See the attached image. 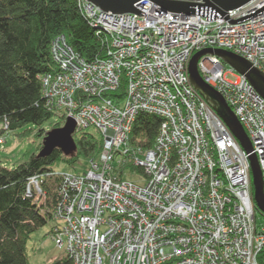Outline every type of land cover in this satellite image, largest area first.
<instances>
[{
  "label": "built area",
  "instance_id": "obj_1",
  "mask_svg": "<svg viewBox=\"0 0 264 264\" xmlns=\"http://www.w3.org/2000/svg\"><path fill=\"white\" fill-rule=\"evenodd\" d=\"M80 5L96 34L110 38L108 56L86 61L59 35L50 47L56 70L40 79L48 103L54 99L77 127L96 129L103 151L81 174L56 173V246L70 264H259L264 223L256 216L249 155L191 85L188 65L194 51L216 47L264 73V11L229 24L163 12L147 0L138 5L145 16ZM263 5L251 0L226 12L238 19ZM226 66L214 55L197 64L244 128L264 177V98ZM122 80L119 103L123 98L107 94ZM139 112L162 119L152 149L128 145ZM131 163L141 168L143 185L122 178ZM33 192L41 194L35 177L26 185V194Z\"/></svg>",
  "mask_w": 264,
  "mask_h": 264
},
{
  "label": "trees",
  "instance_id": "obj_2",
  "mask_svg": "<svg viewBox=\"0 0 264 264\" xmlns=\"http://www.w3.org/2000/svg\"><path fill=\"white\" fill-rule=\"evenodd\" d=\"M81 0H0V140L5 133L29 126L25 133L38 129L44 137L45 123L58 114L46 105L42 94L41 76L56 70L50 47L55 37L64 35L68 45L86 61L104 57V37L96 34L81 10ZM125 82L109 93L122 99ZM115 100V102L117 101ZM61 121L52 124L60 127ZM162 119L139 112L132 124L128 145L148 150L155 145ZM7 126L6 128L4 126ZM77 128L73 134L76 151L70 156L55 149L47 157H38L42 142L28 161L14 168L0 165V264H29L27 241L31 234L52 221L58 205L60 178L52 169L58 162L74 165L80 159L90 161L103 151L102 137ZM1 145V143H0ZM132 170L141 172L132 163ZM38 178L41 194H26L30 178ZM264 223V222H263ZM56 257L51 264H70L69 256ZM264 264V249L258 257Z\"/></svg>",
  "mask_w": 264,
  "mask_h": 264
},
{
  "label": "water",
  "instance_id": "obj_3",
  "mask_svg": "<svg viewBox=\"0 0 264 264\" xmlns=\"http://www.w3.org/2000/svg\"><path fill=\"white\" fill-rule=\"evenodd\" d=\"M95 6L102 13L112 15L134 13L145 16L146 13L138 9V5L145 0H85ZM152 2L163 12L183 15L205 16L207 21L215 20V16L224 18L231 23H238L251 19V17L264 11V5L256 11L240 17L230 19L226 11L237 9L251 0H147ZM204 2V3H202ZM205 55H215L224 63L231 66L237 73L251 84L256 92L264 98V73L252 67L251 63L230 52L219 49L202 50L192 56L188 65V75L191 85L209 104L212 110L222 119L241 148L247 153L253 185V200L256 210L264 215V177L258 162L257 155L253 153V148L249 137L240 124L237 117L226 104L220 94L209 86L201 77L197 64L199 59ZM77 128L74 118L67 117L63 126L53 128L46 132L42 140V148L38 152V157H47L55 149L60 150L63 155L70 156L76 151V144L73 134Z\"/></svg>",
  "mask_w": 264,
  "mask_h": 264
},
{
  "label": "rangeland",
  "instance_id": "obj_4",
  "mask_svg": "<svg viewBox=\"0 0 264 264\" xmlns=\"http://www.w3.org/2000/svg\"><path fill=\"white\" fill-rule=\"evenodd\" d=\"M226 68L229 69V65L226 66ZM233 75H235V73L232 72V75L229 74L228 78L234 80ZM124 100L125 97L119 103L124 102ZM56 121H61L59 114H56L45 123V134L53 129L51 126ZM63 124L61 126H63ZM30 128L31 127L26 126L5 133V141L3 139L0 141V165L7 168H14L17 165L28 161V159L36 153L37 146L42 142L43 137L36 136L38 130L36 128L29 133H25V130ZM86 131L95 134L97 137H101V134L93 127L87 128ZM52 169L62 173L69 172L81 174L89 169V161L80 159L74 165L58 161L52 166ZM122 178L138 185L144 184V176L140 172L134 171L129 167H125ZM256 216L259 223L264 222V215L258 210L256 211ZM51 227L52 221L31 234L27 241L29 264H51L56 257L63 255L62 253H64V250L58 248L52 240L51 235H49Z\"/></svg>",
  "mask_w": 264,
  "mask_h": 264
},
{
  "label": "bare ground",
  "instance_id": "obj_5",
  "mask_svg": "<svg viewBox=\"0 0 264 264\" xmlns=\"http://www.w3.org/2000/svg\"><path fill=\"white\" fill-rule=\"evenodd\" d=\"M108 35L109 36H111L112 35V33L111 32H109L108 31ZM104 37V43H105V46H104V50H105V52H104V57H102V58H106L107 56H108V51H109V49H110V46H111V43H110V38L109 37H106V36H103ZM206 49H219V50H224V51H226L225 49H220V48H216V47H207V48H205V49H201V50H196V51H194L193 52V55H195L196 53H198V52H200V51H202V50H206ZM228 52V51H227ZM192 55V56H193ZM206 56V55H205ZM215 56V55H214ZM202 57H204V56H202ZM201 57V58H202ZM240 57V56H239ZM101 58V59H102ZM200 58V59H201ZM241 58H243V57H241ZM199 59V60H200ZM85 60V59H84ZM248 61V60H247ZM249 62V61H248ZM252 65V64H251ZM253 67V66H252ZM255 68V67H254ZM257 69V68H256ZM122 77H126V75H122ZM125 81V80H124ZM121 83V82H120ZM86 86V85H85ZM42 94H43V97H44V99H45V102H46V105L48 106V108L49 109H51V110H54L55 112H57L58 114H66L65 112H66V109H64V108H59L57 105H55V103H54V99L50 102V103H48V98L44 95V90H43V88H42ZM73 95H75V97H78V99L79 100H81L82 102H86L87 100H88V98H87V96L86 95H84L83 93H82V91L81 90H75L74 91V94ZM80 97V98H79ZM76 112L79 110L78 108H75L74 109ZM67 117H71V116H67V114H66V117H65V119L67 118ZM65 121V120H64ZM77 128H79V127H77ZM77 128H76V130H77ZM40 151V150H39ZM38 154V153H37Z\"/></svg>",
  "mask_w": 264,
  "mask_h": 264
}]
</instances>
